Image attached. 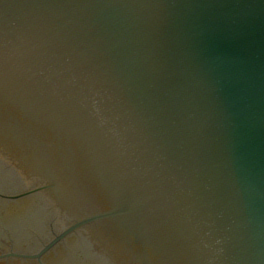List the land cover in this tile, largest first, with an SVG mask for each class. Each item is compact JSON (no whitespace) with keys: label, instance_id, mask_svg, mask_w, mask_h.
<instances>
[{"label":"water","instance_id":"obj_1","mask_svg":"<svg viewBox=\"0 0 264 264\" xmlns=\"http://www.w3.org/2000/svg\"><path fill=\"white\" fill-rule=\"evenodd\" d=\"M0 137L47 161L46 188L109 205L48 247L125 216V264H264V0H0ZM19 171L0 154L19 213L0 232L39 247L71 215L2 196ZM91 240L47 259L114 264Z\"/></svg>","mask_w":264,"mask_h":264},{"label":"flooded vegetation","instance_id":"obj_2","mask_svg":"<svg viewBox=\"0 0 264 264\" xmlns=\"http://www.w3.org/2000/svg\"><path fill=\"white\" fill-rule=\"evenodd\" d=\"M8 240L5 236H0V264H40L38 260L17 257L16 255L5 254L10 250H14L11 244H7ZM11 242V240H9ZM43 260V257H42ZM43 264L46 262L43 260Z\"/></svg>","mask_w":264,"mask_h":264}]
</instances>
